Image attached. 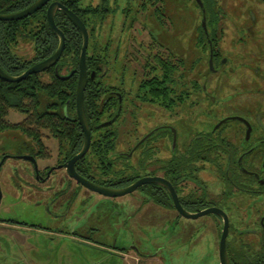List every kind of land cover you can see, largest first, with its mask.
<instances>
[{
  "label": "flooded vegetation",
  "instance_id": "af4514ba",
  "mask_svg": "<svg viewBox=\"0 0 264 264\" xmlns=\"http://www.w3.org/2000/svg\"><path fill=\"white\" fill-rule=\"evenodd\" d=\"M100 1L91 5L100 9L92 15L91 33L86 26L84 106L86 111V95L91 92L107 113L92 129L86 112L92 134L88 153L93 158L82 159L85 167L78 165L82 160L75 165L85 182L70 176L65 167L81 151L84 134L77 111L81 51L74 67L64 50L54 66L36 74L45 84L52 80L51 70L61 80L77 76L75 110L82 147L66 159L68 149L62 150L48 131H41L45 151L27 135L36 149L22 157L26 166H13L6 173L0 184V207L5 197L75 208L98 197L101 202L113 201L116 214L132 205L139 222L156 232L178 230V248L188 245L193 234L216 231L219 257L224 238L230 264H264V0H201L203 6L194 0L200 10L195 33L177 16L181 0H139L136 7L122 11L119 29L113 26L105 37L100 26L107 15L113 18L115 10L110 0ZM182 27L185 32L180 34ZM34 51L26 70L55 53L36 60ZM88 53L94 57L93 68L88 67ZM104 78L109 80L104 83ZM56 102L52 99L50 112L59 111L52 107ZM18 113L24 118L12 124L26 119V114ZM63 113L74 119L67 107ZM118 121L122 128L113 129ZM50 138L58 142L57 156L46 144ZM107 142L113 143L110 149ZM120 143L129 150H119ZM135 153L137 176L120 178L132 168ZM137 181L142 184L136 191L120 197L94 189H124ZM20 224L27 225L0 217L2 228ZM179 257L187 259L188 253Z\"/></svg>",
  "mask_w": 264,
  "mask_h": 264
},
{
  "label": "rangeland",
  "instance_id": "374dc122",
  "mask_svg": "<svg viewBox=\"0 0 264 264\" xmlns=\"http://www.w3.org/2000/svg\"><path fill=\"white\" fill-rule=\"evenodd\" d=\"M138 1L110 0L109 6L115 11L113 18L108 15L104 18L100 26L102 37L110 33L113 26L119 29L122 11L136 7ZM100 2L79 0V6L86 8ZM179 5L177 16L182 18L183 27L187 25L195 33L200 18L199 8L194 0H181ZM183 27L179 30L180 34L185 32ZM34 48V43L23 40L15 53L30 61L35 57ZM43 79L48 81L47 76ZM107 80L104 78V83ZM51 103L52 99L42 92L40 111L52 110L49 108ZM23 118L24 115L16 111H11L8 116L11 123H17ZM119 127L122 128V121L116 122L113 129ZM46 144L51 153L57 156V140L47 139ZM118 146L121 151L129 150V147L121 143ZM34 149L35 143L22 131L9 129L0 132L1 185H4L6 173L11 167L27 165L22 157L30 156ZM55 158L51 161H55ZM86 158L92 159L93 154L88 153ZM130 161L132 168L120 178L137 176V153ZM124 199L133 202L132 196H125ZM114 205L113 201L101 202L98 197L77 208L68 205L57 207L27 198L5 197L0 207V217L22 221L27 225L0 227V264H221L220 239L216 231L193 234L188 245L178 248V230L156 232L152 227L139 222V215L132 205L119 210V214L115 213L117 209ZM127 250L134 252H125ZM185 252L188 253L187 259L179 257Z\"/></svg>",
  "mask_w": 264,
  "mask_h": 264
},
{
  "label": "trees",
  "instance_id": "16d2710c",
  "mask_svg": "<svg viewBox=\"0 0 264 264\" xmlns=\"http://www.w3.org/2000/svg\"><path fill=\"white\" fill-rule=\"evenodd\" d=\"M37 0H0V14H12L20 12ZM76 13L88 27L90 33L92 15L96 10L92 6L82 8L79 0H56ZM48 6L43 7L33 15L17 21H0V67L10 75L22 74L31 64L15 54L14 49L19 42L26 40L35 44L36 60H41L53 54L58 47L59 39L49 25L47 18ZM56 24L66 36L65 56L71 61L72 66L78 65L79 55L83 44L79 29L69 21L65 14L58 11ZM94 57L88 53V67L92 66ZM93 68V66H92ZM51 82L43 83L39 75H32L18 83H8L0 79V132L9 129H21L23 133L32 137L44 151L42 142V130L48 131L60 142L61 149H68L67 158L74 156L82 147L83 134L76 116L75 87L77 76L68 80L58 79L51 70ZM99 73V72H98ZM92 86L89 85V88ZM40 91H44L47 97L57 102L52 107H59L58 112L40 111ZM86 112L92 129L102 121V116L107 113L106 106L96 98L93 93L86 95ZM67 107L70 119L63 113ZM15 110L26 114V119L20 124H12L8 121L10 111ZM112 142H107L110 149ZM93 143L92 152H97ZM80 167L87 165L86 159L78 163Z\"/></svg>",
  "mask_w": 264,
  "mask_h": 264
},
{
  "label": "water",
  "instance_id": "95a60500",
  "mask_svg": "<svg viewBox=\"0 0 264 264\" xmlns=\"http://www.w3.org/2000/svg\"><path fill=\"white\" fill-rule=\"evenodd\" d=\"M52 0H37L34 4H32L30 7L16 13L12 14H0V21H17L22 20L24 18H27L43 7L47 6ZM198 2L203 6L201 0H198ZM62 11L81 31L82 37H83V44H82V50H81V56H80V79L78 84V92H77V111H78V119L80 122V125L83 130L84 134V144L81 149V151L76 154L72 159L67 161L65 164V167L67 169V172L70 176L77 177L85 182V180L77 173L75 169V165L78 161L82 160L86 154L89 152L91 145H92V134L90 127L88 125L87 117H86V111L84 106V91L88 82V75H87V69H86V54L89 47V32L84 24V22L69 8H67L65 5H63L61 2L54 1L49 4L48 10H47V18L48 22L53 30V32L58 36L59 38V44L56 52L53 56L48 58L47 60L36 64L32 67H30L28 70H26L22 75L19 76H12L7 74L1 67H0V79L9 82H19L22 80H25L28 76L43 72L52 66H54L57 61L62 56L65 46H66V37L62 30L58 28L56 25V13L58 11ZM206 27V26H205ZM56 74L59 75L58 71L56 70ZM63 79H66V77H63ZM113 123H104L102 124L101 128L107 127ZM154 182V180H153ZM142 184L141 181H137L134 184L130 185L127 188L124 189H105L97 186V188H94L95 191L109 197H120L124 196L130 193H133L137 190V188ZM193 219H197L200 216H189ZM220 263L221 264H230L229 259L227 257V250L224 243V238L221 242V251H220Z\"/></svg>",
  "mask_w": 264,
  "mask_h": 264
}]
</instances>
